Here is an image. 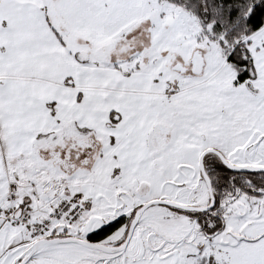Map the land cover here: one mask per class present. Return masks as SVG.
I'll use <instances>...</instances> for the list:
<instances>
[{"label":"snow or ice","instance_id":"obj_1","mask_svg":"<svg viewBox=\"0 0 264 264\" xmlns=\"http://www.w3.org/2000/svg\"><path fill=\"white\" fill-rule=\"evenodd\" d=\"M0 264H264V0H0Z\"/></svg>","mask_w":264,"mask_h":264}]
</instances>
